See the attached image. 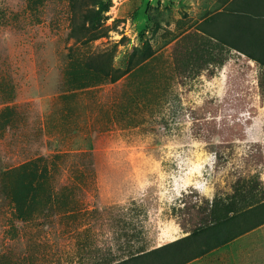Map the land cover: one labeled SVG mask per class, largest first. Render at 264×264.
<instances>
[{"label": "rangeland", "instance_id": "374dc122", "mask_svg": "<svg viewBox=\"0 0 264 264\" xmlns=\"http://www.w3.org/2000/svg\"><path fill=\"white\" fill-rule=\"evenodd\" d=\"M219 2L112 0L108 35L80 45L67 37L70 0H0V112L11 118L0 123V179L44 156L69 202L18 220L0 180V264H99L126 244L185 236L236 186L254 180L264 196V69L235 50L199 71L179 60L192 46L183 35ZM144 40L156 57L128 75ZM113 43L127 73L62 96L68 51Z\"/></svg>", "mask_w": 264, "mask_h": 264}, {"label": "trees", "instance_id": "16d2710c", "mask_svg": "<svg viewBox=\"0 0 264 264\" xmlns=\"http://www.w3.org/2000/svg\"><path fill=\"white\" fill-rule=\"evenodd\" d=\"M70 2L72 13L67 37L86 45L108 35L110 28L105 25V20L112 0ZM219 3L220 7L215 12L194 25V32L183 35L192 46L184 47L187 51L186 61L180 58V64L190 71H199L208 64L221 67L227 59L226 53L236 50L264 69V0H220ZM182 21H177V24H182ZM164 32L171 33L167 30ZM116 47L117 43H113L108 49L87 54L69 50L59 80L62 96L114 83L125 75L126 71L112 64ZM155 57L148 41L144 40L129 57L131 60L135 58L136 65L142 63L128 75L140 72ZM187 61L193 65L191 68L187 67ZM9 115L7 107H4L0 112V123L11 121ZM51 178L44 156L29 159L1 173L2 189L18 220L27 221L54 205H68L67 195H56ZM244 187L241 184L224 198H215L208 207L207 217L185 236L151 249L126 244L119 255L99 264H187L263 226L264 196L257 191L254 180L247 190ZM69 212L73 213L72 210Z\"/></svg>", "mask_w": 264, "mask_h": 264}, {"label": "crops", "instance_id": "0c3cea01", "mask_svg": "<svg viewBox=\"0 0 264 264\" xmlns=\"http://www.w3.org/2000/svg\"><path fill=\"white\" fill-rule=\"evenodd\" d=\"M166 240L168 241H161L156 246L173 241L175 238ZM224 247H227L226 251H219ZM187 264H264V225Z\"/></svg>", "mask_w": 264, "mask_h": 264}, {"label": "bare ground", "instance_id": "6f19581e", "mask_svg": "<svg viewBox=\"0 0 264 264\" xmlns=\"http://www.w3.org/2000/svg\"><path fill=\"white\" fill-rule=\"evenodd\" d=\"M172 234V233H171ZM165 236H166V234H165ZM164 237V236H163ZM171 236H169V238H170ZM161 240H163L164 241V239H161Z\"/></svg>", "mask_w": 264, "mask_h": 264}]
</instances>
